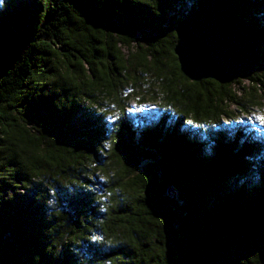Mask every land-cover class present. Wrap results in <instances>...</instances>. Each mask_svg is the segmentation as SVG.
Wrapping results in <instances>:
<instances>
[{
	"label": "trees",
	"instance_id": "1",
	"mask_svg": "<svg viewBox=\"0 0 264 264\" xmlns=\"http://www.w3.org/2000/svg\"><path fill=\"white\" fill-rule=\"evenodd\" d=\"M202 1L3 0L0 264H264L262 111L233 92L264 81L182 75ZM230 1L264 62V0ZM142 82L171 110L132 115Z\"/></svg>",
	"mask_w": 264,
	"mask_h": 264
},
{
	"label": "water",
	"instance_id": "2",
	"mask_svg": "<svg viewBox=\"0 0 264 264\" xmlns=\"http://www.w3.org/2000/svg\"><path fill=\"white\" fill-rule=\"evenodd\" d=\"M174 54L193 83L227 84L261 63L257 35L230 0H203L175 28Z\"/></svg>",
	"mask_w": 264,
	"mask_h": 264
},
{
	"label": "rangeland",
	"instance_id": "3",
	"mask_svg": "<svg viewBox=\"0 0 264 264\" xmlns=\"http://www.w3.org/2000/svg\"><path fill=\"white\" fill-rule=\"evenodd\" d=\"M187 6L189 7V5H187ZM189 12L190 11H187V14ZM254 72H257V75L260 78H262V80L264 81V62H261L259 67ZM149 87H151V83L142 82L139 89H137V90L129 89L126 91V93L131 96V100H132L130 102V106H129V108L133 109L131 114L135 115V114L139 113L138 118H143L146 120H149L150 118H152L153 116H155L157 114H161L164 109L171 110L170 108H166L164 106V102L162 100V95L159 94V92L157 93L158 94L157 97L159 99L152 100L147 96L145 91ZM154 89L157 90L156 87ZM233 90H234L233 92H235L237 96H240L242 98V103H245L246 105H251L250 102H252V101L259 102L260 106H258V107L262 111L261 116H264V89L263 88H260L259 86H257V87H255V89H252V85L249 81L242 80L239 85H235ZM144 96H146L145 100L142 101V103H140V101L142 100V98ZM261 116L258 115V117H261ZM254 117H256V116H254ZM258 117H256L257 121H256V124L254 123V125L258 126L259 129H261V128L264 129V127H261V126H264V124H261ZM116 118L117 117L113 115L112 117H110V120L113 123H115ZM189 121L191 123L194 122V120H189ZM262 131H264V130H262Z\"/></svg>",
	"mask_w": 264,
	"mask_h": 264
},
{
	"label": "snow or ice",
	"instance_id": "4",
	"mask_svg": "<svg viewBox=\"0 0 264 264\" xmlns=\"http://www.w3.org/2000/svg\"><path fill=\"white\" fill-rule=\"evenodd\" d=\"M3 0H0V4H2ZM261 124H264V116L259 117ZM98 239V238H97Z\"/></svg>",
	"mask_w": 264,
	"mask_h": 264
}]
</instances>
